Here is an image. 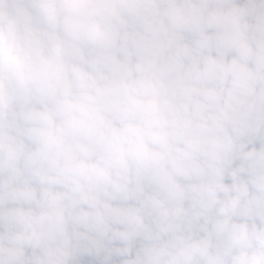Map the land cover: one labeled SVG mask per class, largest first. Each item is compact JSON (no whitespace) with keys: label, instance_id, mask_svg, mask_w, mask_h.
<instances>
[{"label":"clouds","instance_id":"clouds-1","mask_svg":"<svg viewBox=\"0 0 264 264\" xmlns=\"http://www.w3.org/2000/svg\"><path fill=\"white\" fill-rule=\"evenodd\" d=\"M0 264H264V0H0Z\"/></svg>","mask_w":264,"mask_h":264}]
</instances>
